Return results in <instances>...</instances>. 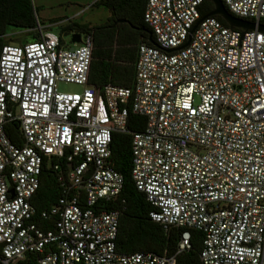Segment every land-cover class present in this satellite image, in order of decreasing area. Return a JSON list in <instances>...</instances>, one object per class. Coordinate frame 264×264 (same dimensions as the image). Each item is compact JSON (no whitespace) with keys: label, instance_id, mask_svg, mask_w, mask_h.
<instances>
[{"label":"built area","instance_id":"obj_1","mask_svg":"<svg viewBox=\"0 0 264 264\" xmlns=\"http://www.w3.org/2000/svg\"><path fill=\"white\" fill-rule=\"evenodd\" d=\"M220 2L264 25V0ZM201 4L145 1L153 41L136 47L130 88L88 85L91 34L71 33L80 44L64 47L35 11L36 40L1 48L0 264H176L190 230L201 234L200 264H264V33L201 19ZM128 112L144 119L130 134L132 184L151 222L182 230L171 256L118 254V213L94 208L121 192L109 144L128 133ZM49 160L62 192L36 215L30 200Z\"/></svg>","mask_w":264,"mask_h":264},{"label":"trees","instance_id":"obj_2","mask_svg":"<svg viewBox=\"0 0 264 264\" xmlns=\"http://www.w3.org/2000/svg\"><path fill=\"white\" fill-rule=\"evenodd\" d=\"M143 3V8L144 4ZM91 6H100L104 8L109 16L98 26H87L83 24H74L68 22L60 33L70 34L87 33L92 37L91 62L88 74V85L101 88L104 85H113L118 87L130 88L134 78V63L128 62L125 54L128 52L129 44H123L119 29L112 26L115 19V9L122 11V17L130 27L141 28L140 42L147 44L153 41L150 31L142 22V12L139 20H133L125 16V8L131 9V0H97ZM212 10V5L208 0H202L199 8L200 18L208 17ZM33 7L31 0H0V51L5 46L4 37L6 29L12 28L13 31L29 32L28 38L21 44L36 40V35L31 32L35 25L33 17ZM222 25L225 23L216 18ZM31 33V34H30ZM129 39V38H128ZM139 42V43H140ZM138 45V44H137ZM135 45V54L136 47ZM126 52V53H125ZM136 59V56H135ZM144 125L142 117L127 114V134H113L111 136L109 151L112 169L122 177V189L118 198L111 202L100 201L95 209L105 212L116 211L118 217V229L114 242L115 251L120 255H129L133 253H151L156 256H171L176 253L177 242L182 232L181 229H172L167 233L148 218L151 207L145 202L144 196L137 192L130 178V134L140 132ZM15 125H11L5 130L6 136L12 143L15 139ZM54 160H49L41 167L39 175V185L30 200L36 215L54 205L61 195V188L57 182L58 172L53 170ZM60 172L64 174L65 167L61 161H58ZM33 222L41 229L47 230L49 224L36 216ZM201 234L197 231H189L190 247L176 255V264H200L198 254L200 250Z\"/></svg>","mask_w":264,"mask_h":264},{"label":"rangeland","instance_id":"obj_3","mask_svg":"<svg viewBox=\"0 0 264 264\" xmlns=\"http://www.w3.org/2000/svg\"><path fill=\"white\" fill-rule=\"evenodd\" d=\"M95 0H31L32 7L38 20L44 23H66L98 25L107 17V11L100 6H91ZM51 23L49 31L59 35L58 24ZM4 37L5 45H20L23 40L28 38L29 32L13 31L12 28L6 29ZM31 34V33H30ZM70 34H61V39L65 46L68 45ZM71 47V46H69ZM56 88L63 93H79L80 86L57 83Z\"/></svg>","mask_w":264,"mask_h":264},{"label":"crops","instance_id":"obj_4","mask_svg":"<svg viewBox=\"0 0 264 264\" xmlns=\"http://www.w3.org/2000/svg\"><path fill=\"white\" fill-rule=\"evenodd\" d=\"M95 1H97V0H95ZM143 3H144V0H131V9L128 11V8H125V10H126L125 16L126 15L129 16V17H131V19L133 18V20L134 19L135 20H139V17H140L142 8H143ZM117 10H118V7H116V9H115L116 14H115V19H114V21L112 23V26H114L117 29H119V34L121 35V37H123L122 40H121L122 43L124 45L125 44H129L128 46H126L129 49H128L127 53L125 52L126 53L125 57L128 58V62H132V64H133V62L135 60V56H136V54H135V45H137L140 42L141 33L145 34V32L141 28L130 27L129 24L126 23V21L122 18V17H124V16H122V13H121L122 11L118 12ZM107 14H108V12H107ZM108 16H109V14L107 15L106 19L108 18ZM115 20H118V24H116V25L114 24ZM41 23L42 24H50L51 25V23H54V22L44 23L43 21H41ZM58 23L55 22L54 24H58ZM67 24H68V22H66V23L63 22V23H59L57 25L58 28H59V35H57V36L60 38V42H61V44L64 47L71 46V45H69V42H68V45L65 46V44L62 41L61 36H60L62 34V33H60L61 28H63ZM74 24H76V23H74ZM83 25L92 26V25H88V24H83ZM98 25H93V26H98ZM71 33H74V32H71ZM71 33H70V35H71Z\"/></svg>","mask_w":264,"mask_h":264},{"label":"water","instance_id":"obj_5","mask_svg":"<svg viewBox=\"0 0 264 264\" xmlns=\"http://www.w3.org/2000/svg\"><path fill=\"white\" fill-rule=\"evenodd\" d=\"M208 2H210L212 5V10L209 16L220 18L225 23V25L230 29H238L241 30L242 32L255 30L256 32L264 33V25L255 24L252 22L244 21L239 18L233 17L224 9L220 0H208ZM77 44H80L79 35L71 34L69 37V45H77ZM150 44H152V42Z\"/></svg>","mask_w":264,"mask_h":264},{"label":"flooded vegetation","instance_id":"obj_6","mask_svg":"<svg viewBox=\"0 0 264 264\" xmlns=\"http://www.w3.org/2000/svg\"><path fill=\"white\" fill-rule=\"evenodd\" d=\"M114 24H115V25L118 24V20H115Z\"/></svg>","mask_w":264,"mask_h":264}]
</instances>
